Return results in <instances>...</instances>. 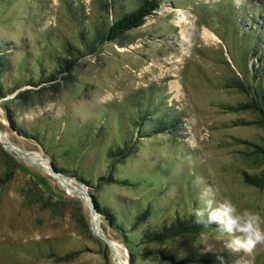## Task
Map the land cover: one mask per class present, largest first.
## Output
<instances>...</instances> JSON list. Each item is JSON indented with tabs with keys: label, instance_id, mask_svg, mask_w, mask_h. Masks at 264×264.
I'll list each match as a JSON object with an SVG mask.
<instances>
[{
	"label": "rangeland",
	"instance_id": "374dc122",
	"mask_svg": "<svg viewBox=\"0 0 264 264\" xmlns=\"http://www.w3.org/2000/svg\"><path fill=\"white\" fill-rule=\"evenodd\" d=\"M218 1L165 0L142 27L96 51L88 49L70 72L50 82L58 69L50 53L57 54L63 41L82 47V27L67 9L79 7L95 19L98 6L93 0H0L1 141L37 161L20 159L0 142V264H119L117 257L127 264L128 253L131 264L130 250L138 254L135 264H168L148 256L136 241L149 226L162 230L176 217L204 208L201 193L207 188L215 202L229 199L264 219V190L245 181L246 174L264 171V119L255 110H236L250 95L227 87L242 78L235 60L242 62L250 48L246 31L264 39V26L252 22L253 13L264 15V0H224L243 11L238 39L204 12ZM113 14L109 10L104 17L113 21ZM88 26L86 21L83 28ZM205 30L217 39L205 37ZM219 31H225L226 41ZM245 57L246 82L264 84L259 80L264 51L251 49ZM251 66L258 72L254 76ZM148 92L164 97L163 107L180 119L179 132L139 139L131 119ZM5 107L23 135L12 128ZM150 111L155 121L156 107ZM126 143L130 156L111 171L108 154ZM37 153L84 184L119 219L127 245L102 215L100 227L113 249L94 234L88 197L68 195ZM145 209L149 225L132 226ZM225 240L212 228L179 237L168 252L191 264H264V243L251 252H233Z\"/></svg>",
	"mask_w": 264,
	"mask_h": 264
},
{
	"label": "trees",
	"instance_id": "16d2710c",
	"mask_svg": "<svg viewBox=\"0 0 264 264\" xmlns=\"http://www.w3.org/2000/svg\"><path fill=\"white\" fill-rule=\"evenodd\" d=\"M165 0H93L94 6L97 9L93 10V13L98 14L95 20L94 18H89L87 15H84V12L81 13V9L79 7L76 10L67 9V13L71 14L73 21L75 24L82 27L79 28V37L81 38L80 43L81 46L72 45L68 42H62V48L58 51L57 54L50 53L51 59L55 61L58 69L56 70L57 75H52L50 77V82L56 81L61 74L70 72L75 62L78 59L85 57L87 55V50H97L98 47L106 43H114L120 41L127 33L142 27L146 23V18L148 15L153 14L157 10V8L164 2ZM232 2V1H231ZM83 7V3H81ZM93 6V7H94ZM196 8L203 7V5L198 6ZM207 10H208V6ZM109 10L113 11L114 20H109V18H105L104 13H108ZM204 12L208 14L211 12L214 14V18L218 19L219 24L222 27L228 29H232V38H239V31L242 28L241 19L243 18V11L235 10L231 8L230 5H225L224 0H219L214 3L213 9L210 11ZM98 12V13H96ZM211 15V14H210ZM105 16V17H104ZM212 16V15H211ZM86 21L89 22V26L87 29L83 28L86 26ZM252 22L255 24H259L264 26V15L261 13H253ZM225 31L217 32L219 36L226 41ZM245 39L248 41L249 49H245V53L242 57V62L235 60V64L240 70V74L242 78L236 76L233 82L227 85L229 88H236L240 91L244 92L247 95H250V101L243 103L239 107H236V110H255L261 113L262 118L264 119V84L257 85H249L246 82V78L248 79L249 73L246 68L243 69L244 59L246 58V52L248 53L251 49L260 52L264 51V39L260 42L256 39V34L252 30L246 31ZM90 34V35H89ZM251 36L248 37L247 36ZM264 32H261L260 36H263ZM259 37V33L257 34ZM261 36V37H262ZM253 38V39H252ZM263 38V37H262ZM263 41V42H262ZM100 45V46H99ZM256 45V47H254ZM3 59V54L0 53V61ZM247 66L249 65V60L246 58ZM251 73L254 71V68L251 66ZM255 73L258 72L255 70ZM254 73V74H255ZM253 74V76H254ZM256 76V75H255ZM258 78V77H257ZM2 80V63H0V87ZM263 82L264 77H260L259 79ZM1 89V88H0ZM151 91V90H150ZM149 91V92H150ZM31 92L27 90L23 92L21 95L28 94ZM148 92V93H149ZM19 95V99L21 98ZM138 98H141L140 96ZM142 103L139 102L136 104L135 109L138 114H136L131 122L132 127L139 132V139H149L153 136L160 134L173 135L174 132H179L180 130V119L171 114V110L167 107H163L165 104V99L163 96H160L156 93H149L147 97H142ZM163 104V105H162ZM167 105V104H166ZM156 107L157 116L156 120L153 119V114L150 109H154ZM140 108V109H139ZM166 108L168 109L166 113ZM139 109V111H138ZM165 112V113H163ZM5 114L7 119L10 121L12 128L14 131L23 135L25 132L20 129V127L13 121L12 116L10 115V111L7 107H5ZM108 114H106L107 116ZM123 122V118L121 115L117 116V121ZM33 137V136H32ZM129 147L127 143L120 148L113 149L108 154V158L110 161V169H114L117 165H119L120 159H127L130 155H128ZM264 152V151H263ZM54 169L57 172H60V168L56 166L55 163L51 162ZM105 180L104 177L100 178L99 182H103ZM245 181L260 190H264V171H262L259 175H249L246 174ZM93 197V202L95 209L104 216L106 222L116 230H119L123 233L124 238L126 239L125 243L129 241L128 234L125 229L118 222L119 219L114 215L106 212L102 207V204L97 199V197ZM149 209H145L144 212L138 214L135 217L134 223L132 226H138L139 224H148L149 225ZM218 228L214 224H202L198 223L195 215L192 212L189 214L188 218L176 217L174 221L170 225H166L162 230L153 229L150 226L146 228L140 235L139 239L136 241L138 243L135 246H139L141 248H147L148 256L161 258L166 261L168 264H191L192 261L189 259H176L173 255L168 252L169 246L176 241L179 237L188 234V235H197L202 233L205 230ZM128 248V246H127ZM129 249V248H128ZM130 250V249H129ZM131 251V264H135V259L138 256L136 252Z\"/></svg>",
	"mask_w": 264,
	"mask_h": 264
},
{
	"label": "clouds",
	"instance_id": "9594fccd",
	"mask_svg": "<svg viewBox=\"0 0 264 264\" xmlns=\"http://www.w3.org/2000/svg\"><path fill=\"white\" fill-rule=\"evenodd\" d=\"M211 188L201 193L204 208L192 211L198 223L214 224L226 235L225 248L233 252H251L258 244L264 243V219L248 209H239L229 199L215 202Z\"/></svg>",
	"mask_w": 264,
	"mask_h": 264
},
{
	"label": "water",
	"instance_id": "95a60500",
	"mask_svg": "<svg viewBox=\"0 0 264 264\" xmlns=\"http://www.w3.org/2000/svg\"><path fill=\"white\" fill-rule=\"evenodd\" d=\"M1 135L2 132L0 131V142L3 144V146L5 147H8L10 148L11 150H13L17 156L24 160V161H28V162H32V163H35L36 164V160L32 159V157H30L29 155H25L23 154L19 149H16L15 148V145L13 143H11L9 140H7V142L5 141H1ZM37 155V157L41 158L42 161H44L45 163L49 164V168H44L46 169L59 183H61L63 185V187L66 188V191H67V194L70 195L71 197H74V198H78L80 199L81 201H83V198L79 195V194H83L85 196L88 197L89 199V216L91 218H93V216L96 217V221L92 220V230L94 232V234H96L99 238H101L108 246H110L112 249H113V246H112V243L111 241L104 236V234L102 233V230H101V227H100V217H101V214L95 209V206H94V202H93V197L90 195L87 187L72 179V178H68V177H65L63 174H61L60 172H57L53 165L46 159H44L40 154H35ZM39 163V162H38ZM39 164H42V163H39ZM69 180L72 182V184H65L64 183V180ZM84 203V202H83ZM94 219V218H93ZM114 252V251H113ZM127 258H128V263L127 264H130L129 263V253L127 255ZM117 260H118V263L119 264H125L120 258L117 257Z\"/></svg>",
	"mask_w": 264,
	"mask_h": 264
},
{
	"label": "bare ground",
	"instance_id": "6f19581e",
	"mask_svg": "<svg viewBox=\"0 0 264 264\" xmlns=\"http://www.w3.org/2000/svg\"><path fill=\"white\" fill-rule=\"evenodd\" d=\"M204 36L205 37H207V38H209V39H211V40H215V39H217V37L215 36V34H213L212 32H210V31H208V30H205V32H204ZM180 85V84H179ZM178 84L177 85H175V87H176V91L178 92V93H180V86H179ZM93 220L94 221H96V217L95 216H93ZM118 246H119V244H117ZM124 250V249H123ZM125 252H126V250H124ZM127 253V252H126Z\"/></svg>",
	"mask_w": 264,
	"mask_h": 264
}]
</instances>
